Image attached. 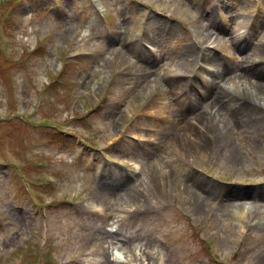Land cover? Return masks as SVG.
Masks as SVG:
<instances>
[{"label":"rangeland","instance_id":"rangeland-1","mask_svg":"<svg viewBox=\"0 0 264 264\" xmlns=\"http://www.w3.org/2000/svg\"><path fill=\"white\" fill-rule=\"evenodd\" d=\"M254 64L264 67V0H0V264H264V137L244 124L258 116L264 134V77L236 72ZM137 71L150 97L182 84L183 102L215 101L241 81L261 85V105L248 118L223 107L220 120L212 107L217 143L158 157L135 130L156 107L124 88ZM105 172L144 195L88 204ZM221 200L250 202V226L224 225L235 205ZM103 227L131 240L111 247Z\"/></svg>","mask_w":264,"mask_h":264},{"label":"bare ground","instance_id":"bare-ground-1","mask_svg":"<svg viewBox=\"0 0 264 264\" xmlns=\"http://www.w3.org/2000/svg\"><path fill=\"white\" fill-rule=\"evenodd\" d=\"M210 18L214 17L212 14L209 16ZM215 20V19H214ZM212 19V21L214 22ZM238 37V36H237ZM141 40H138V43ZM240 41V40H239ZM126 42V41H125ZM131 44V45H130ZM133 43H129V48L132 46ZM241 49L240 51H248L250 48L244 46V44L239 45ZM194 47H188L185 50L184 55L187 57H192L194 59L197 56V53H194ZM253 49V48H252ZM251 49V50H252ZM259 49V48H257ZM256 49V50H257ZM208 48H205L204 51H207ZM250 50V51H251ZM185 64V60L181 58ZM205 59V58H204ZM211 64V63H210ZM215 64V63H214ZM213 69L209 70L211 73L215 75L223 74L224 69L229 70L230 68L223 67V65L216 64L214 65ZM263 66V65H262ZM200 70H205L203 66H201ZM236 72H239V78H245L247 80L255 79L260 81L264 77V67H259L257 64L249 65L240 70L236 68ZM129 73H125V86L124 87L127 91L132 90L134 93V99L138 103L141 102V99L147 96L146 102L141 104V106H154L156 108L152 114H148L143 111V114L140 119L147 120L146 124L137 123L135 130L138 131L140 134H145L144 136L149 137L147 143L152 144L153 148L156 149L158 152V157L167 149H171L172 151L179 149V150H190L191 148H185L187 145L191 146L196 150V153L200 155L205 149H208L213 145V142L217 143V138L219 133H221L218 129V118L220 120L219 111L222 112L223 107L228 108H237L236 116L239 118H248V111L250 107L257 108L258 105H261V101L258 98L257 93L260 92L262 89L261 85L258 87H254V90L249 89L244 83L241 81L238 82L237 85L234 86H225L221 89H218L217 93L219 96L214 101L210 98L198 99L195 103L193 99H191L188 103L185 101L183 102L182 96L184 92V85L176 84L175 88L176 91L174 92L175 95H168L167 91H171V86L167 84L165 90L159 93V95L150 97L148 95V89L143 87V84H148V80L150 79V75L146 74V72H140L135 74V77L128 78ZM185 78V77H183ZM144 80V81H143ZM258 84V83H256ZM174 87V86H173ZM257 91V93H256ZM229 92L237 94V97L232 96L228 97ZM116 94H114L115 96ZM158 98V99H157ZM157 99V100H156ZM230 99H233L230 103L228 102ZM112 100V99H110ZM262 100V99H261ZM167 101V102H166ZM251 104V105H250ZM217 105V118L213 115V108ZM140 105L138 107H141ZM249 107V108H248ZM112 114V113H111ZM152 115L157 117V122L152 119ZM215 116V117H212ZM198 119V122L194 123L195 119ZM193 121V122H192ZM245 129L249 128L254 131L257 136L264 137L262 129V123L257 116L256 120L252 124L249 123V120L244 122ZM199 125V126H198ZM252 125H254L252 127ZM204 129L207 132H204ZM210 136H206V134ZM144 138V137H143ZM183 148V149H182ZM129 151H132L131 149ZM166 166L161 165L160 163H156L152 166V173L156 177H161L162 172ZM191 177V176H189ZM103 181L98 182L97 187L92 190L89 194V197L86 202L88 204H97L101 205L102 207H107L109 204L113 203L115 206L123 208L125 206V201L135 200L138 196H142L141 190L137 189L136 184H126L127 186H117L120 190L117 191L115 186H112L110 182L112 181V177H110L109 172H105L103 174ZM109 179V180H108ZM194 180L193 178H189ZM181 193L186 195L185 190L181 189ZM209 191L213 192L211 189ZM249 194H252V191H249ZM170 192H166L169 194ZM244 195H249L246 193H242ZM241 194L235 193H227L224 195L225 198L240 196ZM253 195V194H252ZM256 196V194H255ZM238 201V200H237ZM244 202L248 201H238V202H224L221 200V204L228 209V206H234L235 208L232 210L230 214H228L229 218L223 220V224L229 226L231 230L242 229L245 230L246 226H250L251 220L250 218L255 215V210L253 207L246 206ZM112 203V204H113ZM252 206V205H251ZM205 209V201L204 200H197L196 201V210L201 211ZM81 210H87L89 213H92L91 206H83ZM108 210V209H107ZM264 212H262L261 216L259 217V221L255 224L256 228L262 227L264 229ZM123 219H121V222ZM120 222V221H119ZM98 235L105 241V243L111 245V247L118 246L121 244L125 246L127 244V240H131L128 236L124 234H120L119 232H111L106 230L104 227L98 232ZM7 243V241L5 242ZM11 243V240H9ZM109 247V248H111ZM141 264L143 262L139 261ZM109 264H116V263H109Z\"/></svg>","mask_w":264,"mask_h":264}]
</instances>
